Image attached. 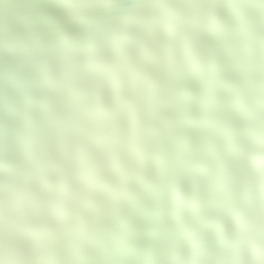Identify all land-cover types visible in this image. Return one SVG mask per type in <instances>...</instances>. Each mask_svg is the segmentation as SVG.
Returning <instances> with one entry per match:
<instances>
[{"label":"clouds","instance_id":"obj_1","mask_svg":"<svg viewBox=\"0 0 264 264\" xmlns=\"http://www.w3.org/2000/svg\"><path fill=\"white\" fill-rule=\"evenodd\" d=\"M0 264H264V0H0Z\"/></svg>","mask_w":264,"mask_h":264}]
</instances>
